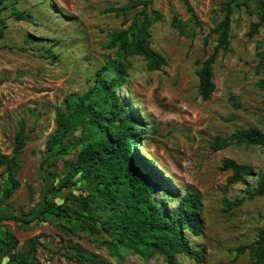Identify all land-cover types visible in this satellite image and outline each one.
Instances as JSON below:
<instances>
[{
	"label": "rangeland",
	"instance_id": "obj_1",
	"mask_svg": "<svg viewBox=\"0 0 264 264\" xmlns=\"http://www.w3.org/2000/svg\"><path fill=\"white\" fill-rule=\"evenodd\" d=\"M139 1L143 0H14L0 11L4 31L0 37V155L12 156L21 120L28 138L17 175L20 189L0 203V234L13 233L18 254L37 241L31 264H88L78 261L74 248L105 264H166L161 253L145 258L124 248L120 255H113L104 244L111 240L107 234L74 230L73 226L80 228L74 219L48 214L29 224L10 219L12 214L21 218L40 215L45 196L76 209L80 204L65 200L67 196L93 194L94 188L80 176L59 189L69 173L67 165L82 146H71L54 160L45 156L47 142L56 131L57 112L64 111L68 96L85 94L103 67L108 68L103 74L107 80L116 75L122 57L117 48L108 47L110 35L127 29L143 7L125 16L111 10ZM150 1L147 12L156 10L163 15V21L150 29L151 48L165 57L167 65L149 72L142 57H130L129 76L117 92L138 119L137 129L143 130L136 144L138 152L166 184L162 191H155L153 200L174 211L184 194L201 195L202 233L183 232L202 261L180 254L178 264H250L253 253L239 249L256 242L264 229V197L225 210L226 202L248 198L247 191L256 186V175L264 172V149L237 145L235 140L217 152L213 146L216 137L230 139L242 129L257 128L264 133V61L259 56L264 52V22L260 11L255 3L235 8L230 47L227 52L219 51L213 65L216 89L203 101L198 93L201 64L197 62L214 54L218 43L214 29L224 17L222 0H188L193 13L182 0ZM14 8L29 12L32 22L13 18ZM255 24H259L258 33L250 36ZM80 134L76 131L63 144H76ZM226 158L252 166L256 175L246 177L244 183L227 185L232 172L220 170ZM4 172L1 168L0 195L10 185ZM94 211L101 222L110 215L97 204ZM9 261L0 254V264H18Z\"/></svg>",
	"mask_w": 264,
	"mask_h": 264
},
{
	"label": "trees",
	"instance_id": "obj_2",
	"mask_svg": "<svg viewBox=\"0 0 264 264\" xmlns=\"http://www.w3.org/2000/svg\"><path fill=\"white\" fill-rule=\"evenodd\" d=\"M14 0H0V11L7 8L6 3ZM189 13L193 9L188 0H182ZM255 3L260 11V21L264 22V0H222L224 17L214 29L217 35V45L214 54L201 64L197 72L199 79L198 93L203 101H208L216 89L213 80V65L219 51L227 52L231 40L232 15L235 8ZM150 0L136 2L133 5L113 8L111 11L120 15H128L131 9L142 6L130 26L110 35L109 48H117L122 61L116 65V75L111 79L105 78L103 67L96 73L92 88L83 95H70L65 99L64 111L56 115V131L47 142L45 156L58 160L60 155L66 154L69 147L81 145L77 158L67 166L69 173L66 181L59 187L64 189L75 176H80L93 187V194L87 196H67L65 200L77 201L80 208L72 209L66 202L58 204L44 199V207L40 215L32 218H21L12 214L14 219L23 224L32 223L41 219L45 214L65 219H74L80 222V229L91 235L107 234L111 240L105 241L113 255H120L124 248H130L135 253L148 258L153 253H161L166 264H178L177 256L185 254L202 261L200 252H196L188 242L183 231L194 236H200L203 230L201 215L202 198L199 193L188 192L178 201L177 208L170 211L154 202L156 190L166 186L160 172L143 157L137 150L136 144L143 134L137 129L139 122L127 104L118 98V88L122 87L129 76L130 57L140 56L144 59L149 72L159 71L167 65L165 57L151 48V27L163 21V15L156 10L147 12ZM12 17L18 21L32 22L29 12L14 8ZM128 20H125L126 24ZM177 20L173 26H177ZM259 24L252 26L250 36L258 33ZM4 31L0 28V37ZM51 54L50 50H47ZM50 57H53L49 55ZM261 61H264V52H260ZM3 80H0V86ZM264 88V81L261 82ZM26 123L21 120L19 131L15 136V148L11 157L0 155V169H5L9 187L0 195V203L11 197L20 189L17 178L22 167L21 155L26 148L28 138L25 135ZM81 134L76 144H63V141L76 131ZM229 140H235L237 145L259 146L264 149V133L257 128L237 131L230 139L216 137L213 149L215 152L229 146ZM62 145V146H61ZM60 146V148H58ZM47 160L45 159L43 163ZM221 171H231L227 178V185L244 183L246 177L255 176L252 166L239 164L233 159L222 161ZM257 184L249 189L248 198L236 199L226 202L227 209L238 208L247 201L257 197H264V172L257 175ZM98 205L100 211H108L110 215L101 222L96 216L94 206ZM68 233L70 228L64 227ZM37 241H32L29 249L23 254L16 253L17 241L13 233L7 231L0 234V254L9 257V262L18 264H31L30 255L37 250ZM76 256L81 263L105 264L97 256L88 255L81 248H74ZM249 249L254 259L250 264H264V229L253 244L243 246L239 251Z\"/></svg>",
	"mask_w": 264,
	"mask_h": 264
}]
</instances>
